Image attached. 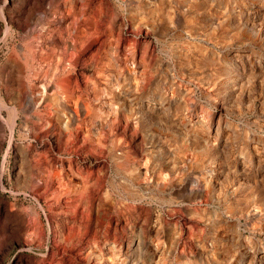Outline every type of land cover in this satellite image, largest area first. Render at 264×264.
Here are the masks:
<instances>
[{
    "label": "rangeland",
    "instance_id": "1",
    "mask_svg": "<svg viewBox=\"0 0 264 264\" xmlns=\"http://www.w3.org/2000/svg\"><path fill=\"white\" fill-rule=\"evenodd\" d=\"M210 2L162 1L161 19L132 29L126 10L143 8L123 0H0V264H264V0ZM175 9L187 30L167 25ZM220 14L236 33L225 48L209 36ZM68 22L72 37L99 29L92 53L108 24L135 62L146 50L158 91L145 103L125 100L134 117L115 118L104 105L107 118L81 122L68 137L61 115L39 123L34 109L19 110L16 64L21 80L36 83L34 53L63 51ZM83 52L72 77L88 74ZM224 54L246 82L232 76L211 91ZM200 155L210 162L190 169Z\"/></svg>",
    "mask_w": 264,
    "mask_h": 264
},
{
    "label": "bare ground",
    "instance_id": "2",
    "mask_svg": "<svg viewBox=\"0 0 264 264\" xmlns=\"http://www.w3.org/2000/svg\"><path fill=\"white\" fill-rule=\"evenodd\" d=\"M123 1L127 2L129 5H135L137 8L139 6H142L141 8H143V11H141V9L135 10L129 6V8L126 10L127 12H125L126 15H128V19L130 20V23H129L130 28L135 29L139 23H142V25L143 24H147L149 26L153 25L156 19L162 18L161 17L162 11L164 9L160 3H162V1H166L168 4H170L174 2L175 0H159L160 1L159 4H155L153 3V1H149V0H123ZM184 1L186 2L185 7L189 8L188 5L190 2L198 1V0H184ZM213 1L214 0H211V2L209 3V6L212 7L214 5ZM104 4L101 3L99 7L102 9L104 7ZM262 5H264V3ZM232 9H235V8H232ZM180 13L185 14L184 11H180ZM229 13H232V12H229ZM177 14H179L178 9L176 10V14H175L176 18H173L172 20H170V22L167 20V25L172 26L175 29L182 28V29L187 30L188 27L183 26V24L180 21H178ZM99 15L102 16V13L100 11H99ZM188 19H186V22H188ZM226 21H227V16L225 14H220L218 17L217 25L209 31L211 44L216 47L221 46L225 48L227 45L232 43L233 40H236L235 39L236 33L230 32L228 28L224 25ZM186 22H183V23L186 25ZM70 23L68 22V24ZM92 25H95V24H92ZM74 27L76 26H72L71 24L70 26H67V28L69 29L68 36L70 35V37L69 39L65 41L63 40L64 42L63 51L57 52L55 50L57 52L56 54H52L55 51L54 52L50 51L52 52L51 53L52 55L50 56H46L47 55L46 51L45 53L39 52L40 53L39 55H37L38 52L34 53L33 56L35 58L37 66L35 67V69H33L32 78L36 79L35 81L36 83L32 82L33 84H30V82L21 80V78L24 77L22 75L24 74L25 68L23 65L19 66L20 65L19 63L16 64L17 65L16 69H17L18 75L20 76L19 78L20 82L17 85L18 86L17 96L15 97V99H17L18 101L19 110L26 111L28 109H34L33 113L32 112L30 113L32 120L36 119V122L37 120H40L39 123H41V121L46 122L49 118H53V115H56V114L61 115L62 117L60 120V124L63 127V129L67 131L65 133H66V136L68 137L72 135L71 130L73 126L81 124V122L85 123L89 121L90 124H92L95 122L96 119L107 118L105 111L102 109V106L104 105H105V108L107 107L109 108L108 111L106 112L114 114L115 118H117V116H120V115H123V116L129 115L130 117H134L133 113H131L130 110H127L126 105H125V100L129 101V99H136L137 101L140 100V102L145 103V101L148 100V96H150L151 94L153 96L155 92L158 91V86H155V87L154 85L151 86V83H150L154 75H152V71L150 70L147 63L145 62L146 50H144V48L141 47L143 51H139L140 52L139 56L137 55L138 58L136 59L137 61L135 62L134 60L135 50L133 51L131 49L132 46L130 47V43L128 44L125 43L126 45H121V46L113 43L114 31H115L113 24H108L107 26V32L105 31L107 34L106 33L104 34L106 35V38H104V42H101L104 45L100 44L99 46H97L95 50L93 51V53L90 52L91 46L94 42L91 39H93L96 36L95 32H97L99 29L97 28L98 29L97 31L93 30L95 32L91 31L90 29V31L93 32L91 33L90 31L83 28L84 26H82L76 29L77 30L76 35L72 37L70 30L71 31L74 30L75 29ZM134 44H133V47H134ZM236 46L239 47V45H236ZM81 48L84 51L83 55H85L86 52H88L87 54H89L85 56L84 61L82 62L80 66L81 69L86 70L88 74L81 71L78 75L72 77L70 75L72 73L71 70L74 69L78 65L77 62L78 60H80L79 50ZM233 55L238 56L239 54L234 53ZM242 56H244V54H242ZM119 60L120 61L122 60L124 65H121L118 62ZM232 62H234L233 58L227 56V54H224L222 56V60L215 63L212 74H211L210 81L207 83L209 85V90L217 92L223 85H225L224 84L225 81L227 79H231L232 76L234 77L238 75V77H235V79L233 80L235 81L234 84H238L241 86L244 82H246L245 80L247 78L242 77L238 69L239 67L236 64L231 66ZM42 64L45 67V70L43 72L39 70ZM129 64L131 65V68H134L133 70H129V68L125 69L127 66H129ZM124 66L126 67L124 68ZM131 74H133V77L131 76ZM194 79L198 80L199 78L195 77ZM147 88H152V91L149 92ZM17 101H16V104H17ZM85 101L88 103V107L90 109L85 108L84 106ZM55 105H58L60 109L55 107L56 110H53L52 112L51 109H54L53 106ZM85 109L90 110L89 112L86 111L88 113L86 115L83 114ZM58 110L61 112H59ZM176 115H177L176 113L173 114V117L177 118L178 116ZM184 117H185V114H183L182 116H179L178 118H184ZM203 118H204L203 114H201L200 117L196 115L195 116L196 120L194 119L195 120L194 123H197L199 126L205 124L204 123L205 120H203ZM96 122L99 123L98 121ZM39 123L36 125L38 126ZM207 140H208L207 138H202L203 143L207 142ZM205 145H208V144L205 143ZM206 147H209V146H206ZM142 161L143 160H141V164L147 169L149 167V162H148L149 160L147 158L146 159L144 158V161L143 162ZM204 162H210V161H206L204 159V156L200 155L197 158V161H195V163L190 162V169H193V168L197 169L199 164L202 165ZM205 177L206 176L204 175L199 176L198 183L200 186L206 187L207 183H206ZM156 182L157 181H155V183ZM229 264H235L232 258L229 260ZM236 264H241V260L238 261V263Z\"/></svg>",
    "mask_w": 264,
    "mask_h": 264
}]
</instances>
